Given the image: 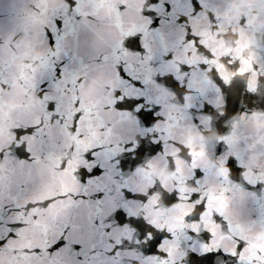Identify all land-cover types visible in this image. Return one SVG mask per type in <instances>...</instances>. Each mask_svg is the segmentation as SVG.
<instances>
[{
  "label": "water",
  "instance_id": "obj_1",
  "mask_svg": "<svg viewBox=\"0 0 264 264\" xmlns=\"http://www.w3.org/2000/svg\"><path fill=\"white\" fill-rule=\"evenodd\" d=\"M171 2L173 15H165V23L159 31L153 32L145 30L142 13V9L148 7V0H79L82 9L92 12L82 21L83 26L96 30L98 39L92 47L106 54L108 61L102 66L86 61L89 65L87 80L82 88L76 89L85 110L81 121V131L85 135L83 139H77L58 130L64 142L75 144L76 151L63 171L55 169L62 154L52 156L46 183L51 189L60 191L76 187L73 170L79 163V155L96 144L108 146L103 153L107 158L129 146L118 145L120 137L144 143L150 141L151 136L143 134L134 114L105 111L112 99L108 91L110 85L120 87L126 95H146L158 103L163 115L156 127L163 130L167 140L159 155H153V150L149 149L146 156H137L135 166L130 165L120 172L113 170L102 181L108 191L105 207H123L131 219L127 227L113 223L109 234L100 232L95 235L92 242L98 255L91 257L90 264H159L155 258L141 255L142 250L151 249L137 225L151 229L153 236L161 235L159 229H164L165 233L173 232L176 239L169 237L165 248L178 264H188L187 260L180 262L179 255L181 249L190 243L186 241L191 224L189 213L194 217L196 212L186 199L171 206L177 190L185 198L193 193L206 196L208 211L204 213L202 227L223 239L218 225L212 222L213 211L225 212L228 203L237 200L239 193L233 191L235 185L229 187V171L223 158L217 157L215 148L234 120H239V135L233 136L234 145L249 128H264V115L258 113L246 119L238 113L264 107V75L258 80L257 75L249 71L258 59L264 62V0H204L208 14L191 21L192 28L199 34L196 47L188 43L184 26L175 20L176 14L188 11V0ZM29 3L30 0H0V21L10 19L16 26L13 34L0 39V80L8 85L0 90V147L13 142L18 123L39 118L45 126H51L52 118L45 110V104L50 101L56 102L61 113L69 119L75 111L71 102L73 92L52 88L47 99H41L35 91L34 86L45 70L48 51L39 46L45 21L28 9ZM53 3L59 7L63 0H53ZM121 6H126V10L118 12ZM132 33H144L148 46L146 55L151 57L150 60L125 52L121 47L122 41ZM166 51L169 53L167 57L164 55ZM94 54L87 53L88 56ZM117 60L126 61L133 75L146 82L143 91L117 79L112 68ZM187 65L191 68L188 69ZM208 67L212 68L211 72L206 71ZM186 70L187 76H184ZM172 77L182 79L185 87L172 84ZM216 83L220 86L219 91ZM249 88L254 90L255 100L245 94ZM204 100L211 101L215 108L213 112L200 116L198 126L193 127V121L188 119L189 111L195 114ZM221 110L232 115L217 127ZM109 122L111 129L106 127ZM102 128L106 130L101 131ZM123 158L129 161L127 153ZM198 169L207 173L200 186L194 185L191 179ZM233 176L247 191L259 194L264 189L262 185L252 187L246 184L239 172H234ZM126 191L135 196L129 199L124 195ZM20 195L23 205V195ZM41 198L39 195L29 197L33 200ZM14 207L9 204V208ZM245 214L255 216L256 206L249 202ZM14 218L15 212L10 214L0 202V236L8 231L7 226ZM11 226L14 228L15 224ZM252 235L254 244L250 254H254L257 247H264V232L255 231ZM112 243L119 244L123 250L119 257L109 260L104 251Z\"/></svg>",
  "mask_w": 264,
  "mask_h": 264
},
{
  "label": "snow or ice",
  "instance_id": "obj_2",
  "mask_svg": "<svg viewBox=\"0 0 264 264\" xmlns=\"http://www.w3.org/2000/svg\"><path fill=\"white\" fill-rule=\"evenodd\" d=\"M28 9L45 21L39 38V46L47 49L48 57L43 75L35 84V91L41 99H47L52 88H62L65 92H73L72 105L75 111L69 119L60 111V106L50 101L45 104V110L52 118V125L45 126L39 119L18 123L12 143L0 147V202L15 218L7 226L8 231L0 236V264H90L91 257L98 255L92 242L97 233L105 235L117 226H128L131 219L123 207L106 208L105 201L108 191L102 181L113 170L123 171L128 166H135L137 156H146L149 149L153 155H159L166 147V134L157 129L163 115L162 107L154 103L146 95L129 96L120 87L108 86L111 94V104L105 106V111L128 113L135 116L136 124L142 128L144 135H150L148 143L117 139L122 147L121 153L107 158L103 153L108 150L104 144H96L79 155V163L73 170L76 187L60 191L51 189L46 179H49V167L52 156L61 153L62 159L56 170L63 171L68 166L72 154L76 151L74 143L64 142L58 130H63L67 136L83 139L81 121L85 110L81 107L77 88H82L87 80L88 63L90 60L97 66L108 61L106 54L95 51L92 47L98 37L96 30L85 27L82 21L92 15L91 11L81 8L79 0H63L57 7L53 0H30ZM126 10L121 6L117 11ZM174 5L171 0H148L147 9H142L146 21V31H159L165 23V15L171 17ZM208 9L204 0H188V11L179 12L175 20L185 28L188 43L198 46L199 34L192 28L191 21L202 15H207ZM16 31V26L10 19L0 21V39L6 38ZM125 52L135 56L146 55L148 46L144 41V33H132L122 41ZM95 52L88 56L87 53ZM167 57L169 53L166 51ZM174 59V56H173ZM188 69L191 65L186 66ZM117 79L123 84L131 85L143 91L146 82L138 75H133L126 61L117 60L112 64ZM206 71L211 72L208 67ZM249 71L260 79L264 75V62L257 60ZM243 74V73H241ZM187 76V70L183 73ZM223 80V77H220ZM172 84L184 88L182 79L172 77ZM8 87L0 80V90ZM217 90L220 86L216 83ZM246 95L256 99L253 89H246ZM215 106L209 100H204L196 108V113L189 111L188 119L192 126H198L200 116L213 112ZM241 117L250 118L258 113L264 115V107L255 111L238 112ZM220 121L216 126L229 119L223 110L220 111ZM112 128L111 123L106 126ZM102 128L101 131H105ZM239 120H234L232 126L221 135L215 148L218 158H223L229 171L228 184L233 191H238L239 197L230 201L225 212L213 211L212 222L217 224L223 239H218L216 233L202 227L204 213L208 211L207 198L203 194L193 193L186 198L179 190L172 196L171 206L181 199H186L195 207L196 215L191 218V224L186 233L187 246L181 249L179 261L188 264H264V247H257L254 254L249 250L254 244L252 235L255 231L264 232V189L259 194L247 191L234 178L233 173L239 172L244 182L252 187L264 186V128H249L248 133L241 137L235 145L233 136L239 135ZM143 139V138H142ZM127 153L129 161L123 158ZM138 170V169H137ZM207 173L203 169L194 171L191 177L194 185L200 186ZM207 189L205 188V191ZM51 192V194H49ZM23 195V205L20 203ZM41 196V199H29L31 196ZM129 199L134 193H124ZM252 203L257 208L255 216L245 214V206ZM9 204L15 205L14 209ZM15 224L13 228L11 225ZM191 225H196L192 227ZM31 226V227H30ZM148 248L141 255L155 258L159 264H178L165 248L169 237L176 239L171 231H158L161 235L153 236L152 230L143 225H137ZM140 243L139 240L136 242ZM119 244L112 243L105 249V256L111 260L119 257L122 251Z\"/></svg>",
  "mask_w": 264,
  "mask_h": 264
}]
</instances>
